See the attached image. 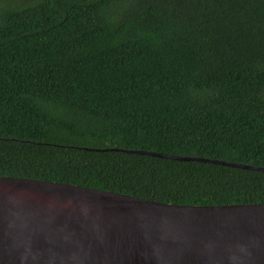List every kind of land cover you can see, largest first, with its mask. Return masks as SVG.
<instances>
[{
    "label": "trees",
    "instance_id": "obj_1",
    "mask_svg": "<svg viewBox=\"0 0 264 264\" xmlns=\"http://www.w3.org/2000/svg\"><path fill=\"white\" fill-rule=\"evenodd\" d=\"M122 150L264 167V0H0V176L264 203L260 170Z\"/></svg>",
    "mask_w": 264,
    "mask_h": 264
},
{
    "label": "water",
    "instance_id": "obj_2",
    "mask_svg": "<svg viewBox=\"0 0 264 264\" xmlns=\"http://www.w3.org/2000/svg\"><path fill=\"white\" fill-rule=\"evenodd\" d=\"M122 151L264 172L198 156ZM0 264H264V203L172 204L0 176Z\"/></svg>",
    "mask_w": 264,
    "mask_h": 264
}]
</instances>
